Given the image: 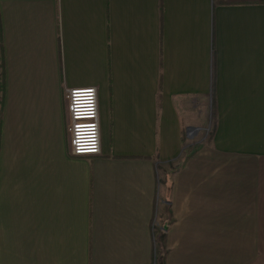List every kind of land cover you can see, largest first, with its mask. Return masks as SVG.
<instances>
[{
  "label": "crops",
  "instance_id": "1",
  "mask_svg": "<svg viewBox=\"0 0 264 264\" xmlns=\"http://www.w3.org/2000/svg\"><path fill=\"white\" fill-rule=\"evenodd\" d=\"M0 45V264H264V0H0Z\"/></svg>",
  "mask_w": 264,
  "mask_h": 264
},
{
  "label": "built area",
  "instance_id": "2",
  "mask_svg": "<svg viewBox=\"0 0 264 264\" xmlns=\"http://www.w3.org/2000/svg\"><path fill=\"white\" fill-rule=\"evenodd\" d=\"M71 153L74 156L101 152L100 115L96 87L72 88L68 92Z\"/></svg>",
  "mask_w": 264,
  "mask_h": 264
},
{
  "label": "rangeland",
  "instance_id": "3",
  "mask_svg": "<svg viewBox=\"0 0 264 264\" xmlns=\"http://www.w3.org/2000/svg\"><path fill=\"white\" fill-rule=\"evenodd\" d=\"M215 118L211 117L209 122L207 121L203 128H193L187 132H184L185 142L184 150L188 154L192 147H197L198 144L208 143L211 139L214 130ZM195 145V146H194Z\"/></svg>",
  "mask_w": 264,
  "mask_h": 264
},
{
  "label": "trees",
  "instance_id": "4",
  "mask_svg": "<svg viewBox=\"0 0 264 264\" xmlns=\"http://www.w3.org/2000/svg\"><path fill=\"white\" fill-rule=\"evenodd\" d=\"M4 60H3V53L1 50L0 45V133H1V115H2V109L4 105ZM184 142H185V136H184Z\"/></svg>",
  "mask_w": 264,
  "mask_h": 264
}]
</instances>
